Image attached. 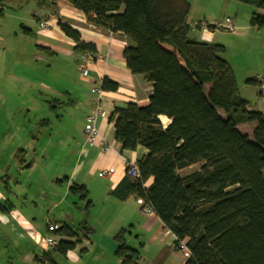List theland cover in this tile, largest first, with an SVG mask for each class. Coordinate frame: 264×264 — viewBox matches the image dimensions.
Masks as SVG:
<instances>
[{
	"label": "trees",
	"instance_id": "1",
	"mask_svg": "<svg viewBox=\"0 0 264 264\" xmlns=\"http://www.w3.org/2000/svg\"><path fill=\"white\" fill-rule=\"evenodd\" d=\"M228 1L251 7L249 26L264 27V0ZM67 3L84 15L88 25L125 38L126 68L151 84L146 106L129 103L122 109H114L108 117L113 139L121 151L134 152L137 148L146 151L135 162L139 177L133 179L125 172L113 191L116 198L120 201L141 198L148 204L163 228L175 238L174 249L180 242L185 243L189 257L184 264H264V115L247 111L233 73L236 64L226 59L225 48L189 40L190 31L202 33V22L189 23L191 6L187 0H68ZM227 20L234 26L232 19ZM57 26L73 42L75 54L87 51L95 54V47L81 41L72 28L60 20ZM163 44L173 52L164 50ZM245 84L260 88L255 79ZM117 88V84L107 79L100 84L103 92H115ZM160 116L170 121L166 128H162ZM243 124L254 125L250 138L237 130ZM21 153L16 150L11 154L9 166L16 171L17 166L19 171L31 169L30 164L16 163ZM192 166L199 168L180 176L181 171ZM127 168L128 164L125 171ZM8 179L0 176V191L6 200L0 202V214L10 217L9 224L16 227L14 206L24 196L19 181L14 180L17 201L15 198L11 201L14 194L8 190ZM150 179V185L145 187ZM68 193L74 199L73 207L78 201L86 202L87 221L91 208L87 188L73 183ZM21 208L24 205L18 209L25 216ZM86 221L79 227L83 236L84 231L92 232ZM47 224L59 228L51 233ZM45 230L47 236L72 239L80 236L68 226L48 221ZM10 233L9 237L0 235L1 241L6 240L12 246ZM129 235L128 229L116 233L114 257L120 264H139V251L126 245ZM76 245L77 242L59 241L52 249L38 250L35 257L41 264H57L52 255L63 258Z\"/></svg>",
	"mask_w": 264,
	"mask_h": 264
},
{
	"label": "crops",
	"instance_id": "2",
	"mask_svg": "<svg viewBox=\"0 0 264 264\" xmlns=\"http://www.w3.org/2000/svg\"><path fill=\"white\" fill-rule=\"evenodd\" d=\"M31 1L33 6L29 10L25 9L27 3L25 0H3L2 2L3 15L0 17V69L2 71L6 69L4 64H17L18 69L17 74L11 72V74L9 73L3 78L8 83L17 84V86L27 90L36 89L39 94L48 95L55 102L77 110L76 118L81 125L79 137L82 142L80 144L76 140L73 141V145L79 149L78 162L72 167L68 176H62L57 173L59 177L56 179L55 184H61V176L62 180H66L63 181L65 184L60 186L61 188L56 191V197L48 205L55 219L47 221L59 226L71 225L68 222L72 219V207L70 208V206L64 204V201H67V196L70 197L68 189L72 183L85 186L89 192L88 201L91 202L86 223L88 227L89 222V228L93 233H96L94 229L101 232V228L104 227L106 231H109L110 237L114 238L121 229H128L129 232L135 230L138 248L134 246L130 248L139 251V249L142 250L150 244L156 249L153 257L155 259L154 263H170V256L173 257L176 252L174 249L175 238L163 228L161 222L153 213L148 216H142L136 199L130 197L126 201H120L113 194L115 187L125 176L127 162L135 163L146 151L142 148H137L134 152L121 151L120 145L113 139V127L108 122V117L114 109H122L129 103L139 107L146 106L151 94V84L144 82L141 76L132 75L126 68L123 51L128 42L125 38L120 35L111 36L101 29L88 25L84 15L69 6L68 0ZM4 5L10 6V8L17 6L12 8L17 10V13H14V15L6 13ZM244 12H246V19H248L251 11L247 9L244 11L243 9ZM58 20L76 31L81 41L95 47L93 61H90L89 64L86 63L84 66L87 70L86 74L81 73L82 66L78 63L79 55L72 50L73 42L59 30L57 26ZM44 21H47L49 25L46 28H41L40 24ZM206 23L214 22L208 20ZM249 28L254 29L250 26L240 27L242 30H249ZM24 30L28 31L25 32ZM214 35V32L197 33L195 40L213 44ZM234 37H237V35ZM215 44L222 45L218 42H215ZM161 47L166 51L173 52V49L167 45L163 44ZM27 54L31 56H26ZM39 56H45L44 68L46 71H51L52 75L47 73L44 78H42L43 74L35 75L37 67L31 66V63L40 61L37 58ZM179 63L182 64L181 61ZM239 68L234 66V76L235 70ZM260 78L264 79V76H260ZM103 79L117 84L118 88L115 92L102 91L99 99L94 90L100 89ZM247 80H252V78H247L240 83L236 80L241 96L247 103L246 109L247 111H256L264 115V90L245 84ZM97 102H99L100 109L104 111V116L97 117L95 124L100 136L97 142L87 144L84 139L83 128L86 124V118L92 114ZM158 119L162 128H166L170 124V121L164 116H160ZM239 126L247 129L248 133L245 135L250 138L254 125L243 124ZM14 158L13 156L12 160ZM12 162H15V160ZM107 168L113 169V173L107 177H99L98 173ZM150 183L151 179L146 182L145 187L149 186ZM61 190H63L62 195L59 193ZM22 195L24 196V202L22 204L17 203L14 206V213L16 214L17 212V216L14 217L15 221L17 220L16 227L9 224L10 217L0 214V228L3 226L10 227L9 230L12 236L15 233L17 234L19 246L21 242L29 246L28 251H24V254L20 256L21 264H27L25 261H28L32 256V259L36 262L38 261L37 263L39 264V258L35 257L40 249L37 245L39 242L30 236L34 230V227L31 226V218L21 215L18 209L28 203L35 211H38L39 205L34 200L27 201L30 196L29 193H22ZM5 201V195L0 191V202ZM72 201H74L73 198ZM79 202H83L84 206L86 204L84 201ZM24 213L29 215V212ZM47 215L49 216L48 213ZM12 221L14 222L13 219ZM80 226L81 222L79 223ZM0 233L5 235V237H9V234L4 230H1ZM84 233L85 236L78 234L80 235L79 238H67L65 240L70 243H78L73 250H70L62 258L66 264H120V261L114 257L117 244L113 238L110 239L107 249L104 241L98 238L97 234L96 238L92 240L87 236L86 231ZM144 233L148 234L147 240L145 235L142 236ZM125 242L128 245L127 240ZM40 247V251L47 250L45 241ZM17 253L19 254V250H17ZM182 255L184 258H179L180 262H177L179 264H184L189 257L183 252ZM57 257L55 254L52 255V258L56 259ZM2 258L3 261L0 260L1 264L11 263L12 259L10 257H7L6 261L4 260L5 257ZM152 261L149 264H154Z\"/></svg>",
	"mask_w": 264,
	"mask_h": 264
},
{
	"label": "rangeland",
	"instance_id": "3",
	"mask_svg": "<svg viewBox=\"0 0 264 264\" xmlns=\"http://www.w3.org/2000/svg\"><path fill=\"white\" fill-rule=\"evenodd\" d=\"M25 1H27L25 9H31L33 6L32 1ZM187 1L191 6L188 19L190 24H196L197 22L206 23L209 20L214 22L209 25L218 24L222 26L228 18L234 20V33L214 28H211L209 32L215 33L213 44L218 42L225 48L227 60L240 67L235 70V78L239 83L247 78H255L257 80V77L264 76V27L261 29L249 28V30L240 29V27L249 26V18L246 19V12L243 13V9L244 11L245 9L253 11L251 7L228 0ZM16 7L10 8V6L4 5V10L6 13L14 15V13H17V10H13L12 8ZM197 33L190 31L189 40H195ZM236 35L237 37H234ZM261 41L263 42L260 44ZM26 56H29V54ZM84 56V53L79 55L78 63L81 66L82 62H80V59ZM37 58L40 61L31 63V66L37 67V72L34 74L36 76L43 74L42 78L47 73L52 75L51 71H46L44 68L45 63L43 62L46 60L45 56ZM87 63L89 64V61ZM4 65L6 69L4 71L0 69V176L9 177L8 190L12 192V195L14 194V197L11 196V201L14 198L17 201V185H15L14 180H18L20 192L29 193L30 195L27 201L34 200L39 205L40 208L38 207V211H35L30 204L26 203L20 212L31 218V226L34 227V230L30 236L39 242L37 245L40 248L39 250H41L40 246L44 243L47 236L45 230L46 221L55 219L48 205L56 197V191L61 188L60 186L65 184L62 181L61 184H55L56 179L59 177L57 173L62 176H68L72 167L78 162L79 149L73 145V141L76 140V142L81 144L82 140L79 137L81 125L76 118L77 110L55 102L48 95L39 94L36 89L27 90L17 86V84L8 83L3 77L9 73L11 74V72L17 74V64ZM84 69L85 67L82 71ZM237 130L244 135L248 133L245 127L239 126ZM16 150L22 151L19 158H17L19 161L15 160L16 163L22 166L30 164L33 166L31 169L19 171L17 166L16 171L15 167L9 166L10 156L13 152L15 154ZM198 168L199 166H192L189 169L181 171L179 174L180 176H185L197 171ZM102 172L103 170L98 173L99 177H102ZM2 179L4 180V178ZM1 187L2 185L0 184ZM63 190L59 191L60 195L63 194ZM23 202L24 199H21L17 203L22 204ZM76 203L73 207L71 205L72 198L69 196H67V201H64V204L70 206V208L72 207V219L68 222L71 225L68 226L75 233L81 234L79 223L83 222V220L86 221V212L83 202L78 201ZM24 212H29V215ZM89 225L88 222V227ZM9 228L8 226H3L0 228V231L4 230L9 234ZM94 230L96 233L91 232L87 236L93 240L97 234V237L104 241L105 247L108 249L110 239L113 238L110 237L109 231H106L104 227L101 228V232L97 229ZM136 234L135 230L130 231V236L126 237L127 246L138 248ZM10 235L13 238L12 246L6 240L1 241L0 235V260L3 261L2 257H5L4 260L6 261V258L10 257L12 259L10 264H21L20 256L24 254V251L28 250V245L21 242L19 246L17 234H13V237L11 233ZM144 235L147 240L148 234L144 233L142 236ZM17 250H19V254ZM139 251L141 257L143 256L139 264H149L154 257L156 249L149 244L144 249H139ZM175 251L174 256H170L169 258L170 263L166 264H179L177 263L180 262L179 258H184L181 251ZM32 257L25 262L27 264H38V261L36 262ZM56 261L57 264H66L60 256L57 257ZM152 262L154 263L155 259Z\"/></svg>",
	"mask_w": 264,
	"mask_h": 264
},
{
	"label": "built area",
	"instance_id": "4",
	"mask_svg": "<svg viewBox=\"0 0 264 264\" xmlns=\"http://www.w3.org/2000/svg\"><path fill=\"white\" fill-rule=\"evenodd\" d=\"M48 25H49V23L47 21H44L40 24V27L46 28ZM210 26H212V28H214L216 30H222L225 32H233L234 31V26L230 22V20H226V22L222 26H220L218 24H213ZM200 29H201L202 33H206V32H209L211 30V28H209V24L205 23V22H202L200 24ZM84 54H85V56L80 59V62H82V69L84 68L85 63H87L88 61L90 62L93 59V54L91 52L87 51ZM83 63H84V65H83ZM81 72L83 74H86L87 70L84 69L83 71L81 70ZM257 80L256 81L260 84V88L264 90V79L257 77ZM94 92L97 93V95L99 96L102 91L100 89H96V90H94ZM99 99H100V96H99ZM98 103L99 102L96 103L92 114L86 118V124L84 125V128H83V135H84L85 142L87 144H93L94 142H97V140L100 136L99 131H98L95 124H96L97 117L104 116V111L102 109H100V106ZM127 164H128V168L126 170V174L133 179H137L139 177V174H138V168H137L136 164L133 162H127ZM112 173H113V169H111V168H109L107 170L105 169L101 173V176L107 177V176H110ZM136 202L139 206V212L142 216H148V215L152 214V210L149 207V205L146 204L141 198L136 199ZM58 228L59 227L57 225L47 224V230L51 233L56 231ZM66 239H67L66 237H61V236H52V235L47 236L45 239V248L46 249H52L53 247H56V245L59 241L64 242ZM175 250L181 251L186 256H189V252L187 251L184 242H180L176 246Z\"/></svg>",
	"mask_w": 264,
	"mask_h": 264
}]
</instances>
